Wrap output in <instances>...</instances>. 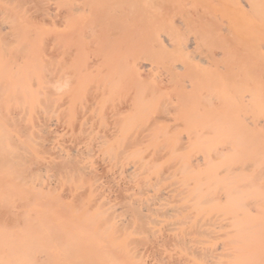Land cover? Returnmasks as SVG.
Returning a JSON list of instances; mask_svg holds the SVG:
<instances>
[{"label":"rangeland","instance_id":"obj_1","mask_svg":"<svg viewBox=\"0 0 264 264\" xmlns=\"http://www.w3.org/2000/svg\"><path fill=\"white\" fill-rule=\"evenodd\" d=\"M0 61V264H264V194L243 235L188 201L197 134L264 145V0H0Z\"/></svg>","mask_w":264,"mask_h":264},{"label":"bare ground","instance_id":"obj_2","mask_svg":"<svg viewBox=\"0 0 264 264\" xmlns=\"http://www.w3.org/2000/svg\"><path fill=\"white\" fill-rule=\"evenodd\" d=\"M2 22V21H1ZM22 29V28H21ZM23 30V29H22ZM20 31V37L25 42H21V46H25L27 52L22 54V57H17V59L13 60V62H17V74L19 76L15 77L19 82H24L25 88L27 89L28 98L32 100L30 102H36L38 100L37 94L39 91L54 93V82L49 85H43V83H36L35 91L31 90V85L34 83L30 82L33 77H37L41 70L44 69L43 59L38 55H32V51L36 47H41V43L45 40V31L37 30L35 33L30 34V30H26L25 32ZM19 35V34H18ZM17 35V36H18ZM35 40L30 42L28 38H34ZM46 40H49L46 39ZM34 48V49H33ZM38 51V48L36 49ZM3 61H0V70L4 68ZM145 69V65H143ZM6 68V66H5ZM21 79V81L19 79ZM10 85H7V90ZM22 86V85H21ZM112 90V89H111ZM52 96H49L44 99V102H52ZM264 137V134H262ZM194 148L199 152L200 157L194 156L192 158V162L195 163L198 161V170L196 171L193 177V186L190 190L191 197L188 199L190 201V210L194 212H203L206 213H214L213 217L221 218V220H225L226 223L222 225L235 226V231L233 234L235 235H243L242 225L237 226L238 222L235 218H238L240 215L242 219H245V215L248 213L245 210V207L251 203V201H245L246 198L250 196H262L264 194V177L262 176V171L264 172V145H261L258 148H255L257 152L253 156L251 149L247 151L242 147L234 148V147H223L217 146V144H213L212 139H209L203 134H197L196 138H194ZM173 142L168 143L166 150L167 152L172 153V151L176 150ZM252 155V157H250ZM196 159V160H195ZM254 160V163H253ZM138 163L143 164L144 158L140 157L137 160ZM146 163V162H145ZM256 163V164H255ZM261 163V165H259ZM261 173V174H260ZM261 175V176H259ZM161 198L163 194L154 196ZM264 197V196H263ZM262 197V198H263ZM152 198L151 200L153 201ZM146 199V198H145ZM147 199H149L147 197ZM133 200L132 204L136 205V214L141 218L143 211L147 208V203L151 201H137ZM144 200V199H143ZM255 203H264V201L259 200V202L252 200ZM153 203V202H151ZM141 205H144L143 207ZM152 205V204H150ZM149 205V206H150ZM149 210H156L151 207H148ZM147 208V211H149ZM264 209L262 207H258ZM181 209L179 205L168 206L167 208L158 209L159 212L163 214H170L177 212ZM146 216L147 213H146ZM186 219L184 218V221ZM183 219H177L175 222L168 223L166 227L170 228L174 224L185 223ZM175 226V225H174ZM219 226L221 224L219 223Z\"/></svg>","mask_w":264,"mask_h":264},{"label":"crops","instance_id":"obj_3","mask_svg":"<svg viewBox=\"0 0 264 264\" xmlns=\"http://www.w3.org/2000/svg\"><path fill=\"white\" fill-rule=\"evenodd\" d=\"M206 3L211 6V4L213 3V0H206ZM221 4L228 5L229 3H223L222 2ZM229 14H231L233 16L232 19H234V21H236V19L239 18V16H238L239 12L236 10H232L231 12H229ZM243 19L245 20V18H243Z\"/></svg>","mask_w":264,"mask_h":264}]
</instances>
